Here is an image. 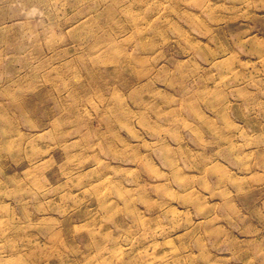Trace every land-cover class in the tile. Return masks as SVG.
Returning a JSON list of instances; mask_svg holds the SVG:
<instances>
[{"label": "rangeland", "instance_id": "obj_1", "mask_svg": "<svg viewBox=\"0 0 264 264\" xmlns=\"http://www.w3.org/2000/svg\"><path fill=\"white\" fill-rule=\"evenodd\" d=\"M0 264H264V0H0Z\"/></svg>", "mask_w": 264, "mask_h": 264}, {"label": "bare ground", "instance_id": "obj_2", "mask_svg": "<svg viewBox=\"0 0 264 264\" xmlns=\"http://www.w3.org/2000/svg\"><path fill=\"white\" fill-rule=\"evenodd\" d=\"M37 1V0H36ZM38 1H41V0H38ZM114 10H116L117 11V8H114L113 9V11ZM111 11V8L109 9V12ZM90 19H92V17L91 16H87V15H83L80 19H79V24L77 25L78 27L80 26V25H83V24H85V23H87ZM82 20V21H81ZM78 22H73L72 24H70V25H66V27H73V26H75L74 24L76 23H78ZM77 26H75V27H77ZM116 61V60H115ZM110 69L115 73H118V68H117V65L116 64H114V63H112V65H110ZM40 100V99H39ZM116 110L114 109V112H115ZM123 121V120H122Z\"/></svg>", "mask_w": 264, "mask_h": 264}]
</instances>
